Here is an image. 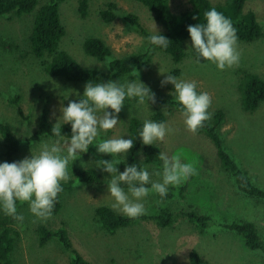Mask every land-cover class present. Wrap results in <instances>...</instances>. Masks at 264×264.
<instances>
[{"label": "rangeland", "instance_id": "obj_1", "mask_svg": "<svg viewBox=\"0 0 264 264\" xmlns=\"http://www.w3.org/2000/svg\"><path fill=\"white\" fill-rule=\"evenodd\" d=\"M80 1L67 0L61 5V18L67 31L62 49L85 67L101 70H107L110 59L114 58L146 54L150 60L143 69L120 80L139 76L155 93V103L149 101V106L139 105L134 100L126 99L118 114L120 122L114 129L108 130L106 136L125 135L127 138L133 117L143 121L153 120L155 113L162 112L173 131L155 144L161 146L162 152L169 156L179 154L185 161H194L196 173L183 181L188 183L185 200L166 201L160 199L158 194H149L145 203L146 213L141 215L147 218H141L137 224L123 228L114 235L103 230L95 216L97 207H111L106 184L109 174L106 172L101 171L105 176V185L77 183L74 192L64 195L63 208L57 215L37 218L29 211L27 202H17V212L23 215V220L17 221L10 216L16 231L14 264L70 263L69 252L58 241L40 245L38 228L42 224L52 229L66 226L74 248L91 264H190L193 250L212 264H264V247L250 250L241 236L225 226L233 221H252L264 244V201L241 194L221 164L211 139L187 130L181 112L169 105L158 104L160 99L174 100L170 95L172 85L161 86L160 83L167 73L161 74L159 71L196 81L197 90L206 91L211 96V118L219 110L226 114L220 132L227 149L253 180L264 188V102L255 112H246L242 107L240 91L245 73H256L264 78V39L252 43L238 40L239 63L223 70L217 69L209 61L197 63L187 45V57L177 64L169 55L152 48L144 39L141 29L128 21L127 16L133 14L150 32L164 30L142 3L135 0H90L89 13L84 18L79 12ZM169 1L177 12L190 7L189 0ZM211 1L217 4L227 0ZM109 2L117 5L116 18L112 22H105L101 18V11ZM245 9L254 11L258 21L264 25V0H247ZM34 20L33 14L0 16V120L10 124L19 137L30 136L44 109H48L51 121L56 123L63 100L66 97L78 99L76 93L82 95L85 86L84 83L67 82L45 73L42 62L31 53L29 44ZM88 37L104 40L112 51V57L99 61L87 55L84 42ZM17 96L22 112L12 102ZM39 143H24L12 161L30 156ZM4 151V141L0 137V161H8ZM137 157L139 162L144 161L142 153ZM128 158L129 150L125 160ZM97 159H111V155L97 153L93 145L91 150L83 153L72 165L69 164V177H72L74 166L98 169L93 163ZM119 166L120 163L117 164L118 169ZM154 169L157 168L149 167L150 173ZM151 179L157 180L159 177L152 175ZM191 207L211 216L210 225L205 231H200L181 215L182 211ZM165 208L175 213L174 223L168 228L148 218Z\"/></svg>", "mask_w": 264, "mask_h": 264}, {"label": "trees", "instance_id": "obj_2", "mask_svg": "<svg viewBox=\"0 0 264 264\" xmlns=\"http://www.w3.org/2000/svg\"><path fill=\"white\" fill-rule=\"evenodd\" d=\"M45 1V2H44ZM67 0H0V16H22L24 14H33L35 16L34 24L29 36L31 53L42 63L45 73L54 78H63L71 83H84L107 81L110 79H121L132 75V73L143 69L149 59L146 54H134L122 58L110 59L107 70L85 67L77 61L68 51L61 48L63 38L67 31L61 18V5ZM89 1L81 0L79 12L82 17H87L89 13ZM146 6L154 15L155 19L164 27L159 32L165 35L170 41L167 48L150 45L163 53L169 55L177 64L182 63L187 57L185 41H190L187 32V26L204 21L203 13L212 7L229 17L236 29L238 40L245 43H252L264 39V25L258 21L254 11H246L247 0H227L224 3H213L211 0H189L190 7L182 11H174L169 0H135ZM117 5L109 2L106 8L101 11V18L105 22H112L116 18ZM195 17V19H194ZM127 19L131 24L138 26L144 36L150 32L144 28L138 17L129 14ZM84 50L87 55L99 60L106 61L112 57V51L104 40L97 37H88L84 42ZM191 55L195 58V53L191 50ZM207 60H201L200 64L207 63ZM176 73H179L178 71ZM242 95V107L246 112H255L264 102V78L259 74L247 72L242 76L240 85ZM20 98L17 96L12 102L19 108ZM69 99L63 100L66 105ZM159 105H169L173 109L181 112L177 102L171 99L158 100ZM20 112L22 108L20 107ZM226 114L223 110L217 111L213 119L205 121L203 127L196 132L204 134L213 142L217 156L234 180L237 190L252 199L264 201V188L259 186L249 175L242 165L236 160L234 155L227 149L224 139L220 132V127L225 121ZM167 117L162 112L153 115V120H164ZM143 120L133 117L129 123V135L133 138L137 135V130L141 127ZM53 123L49 116L48 109H44L40 115L39 122L35 130L29 137H19L14 132L10 124L0 120V137L4 141V156L11 162L21 150L24 143H34L46 140L52 136L51 128ZM62 134L71 135L70 124H60ZM55 138V137H53ZM89 146L88 150L92 149ZM162 152L161 146L143 145L136 137L131 149H129V158L120 162L119 170L123 171L125 163L144 164L149 167L160 169L162 162L159 160L158 153ZM142 153L144 161L139 162L137 155ZM86 184L94 186L105 185L106 180L103 173L95 168H82L74 166L72 168V177L67 182L61 181L63 191L58 194L51 215H57L63 208V198L66 193L75 191L76 184ZM188 183L182 182L177 185H170L167 195L162 200H185L187 198ZM50 215V216H51ZM181 215L195 225L200 231H205L210 225L211 216L199 212L195 207L181 212ZM95 216L101 228L109 234H116L123 228L131 227L137 224L141 218H129L116 212L107 205H101L95 209ZM155 220L163 228L171 227L175 220V213L170 208H165L155 216L148 217ZM14 221L10 216L0 213V264H14L13 253L16 246V231L13 227ZM226 228L234 231L243 238L245 245L250 250H261L264 247L263 240L256 224L252 221H233L227 223ZM39 242L41 246L56 240L69 252L71 260L69 264H91L82 256L73 246L69 231L66 226L52 229L45 224L38 228ZM190 264H212L202 258V256L193 250L190 254Z\"/></svg>", "mask_w": 264, "mask_h": 264}, {"label": "clouds", "instance_id": "obj_3", "mask_svg": "<svg viewBox=\"0 0 264 264\" xmlns=\"http://www.w3.org/2000/svg\"><path fill=\"white\" fill-rule=\"evenodd\" d=\"M203 16V22L187 26L190 42L185 41V44L187 49L194 51L196 62L207 60L220 70L238 64V37L231 19L215 7L205 10ZM144 39L161 48H167L170 41L158 31ZM159 72L167 73L160 83L161 86L172 85L170 95L177 102L185 127L196 132L211 119L210 94L198 91L194 80ZM76 95L78 99L60 104L59 116L51 128L53 135L40 141L35 152L31 151L30 156L19 160L0 161V213L22 221L17 202H27L35 217H49L58 194L63 191L61 181L67 182L70 178L69 164L87 152L90 145H95L97 153L111 155V159H97L93 163L100 171L109 174L106 184L107 195L111 197L110 206L129 218L146 213L149 194L163 198L170 185L180 184L196 173L194 161H185L179 154L169 156L165 152L158 153L161 168L151 173L149 166L142 163H125L123 171L118 169L117 164L124 162L136 137L143 145H154L173 131L167 121L145 119L135 138L131 135L127 138L125 135L106 136L107 131L120 122L118 114L126 99L139 105H148L149 101L155 103V93L139 76L135 79L88 81L82 95L78 92ZM60 121L63 125L70 124V136L62 134ZM81 163L85 165L83 161ZM152 175L159 179L152 180Z\"/></svg>", "mask_w": 264, "mask_h": 264}]
</instances>
